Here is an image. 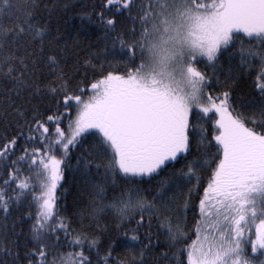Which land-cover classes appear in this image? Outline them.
<instances>
[{
	"label": "snow or ice",
	"instance_id": "obj_1",
	"mask_svg": "<svg viewBox=\"0 0 264 264\" xmlns=\"http://www.w3.org/2000/svg\"><path fill=\"white\" fill-rule=\"evenodd\" d=\"M58 10L0 0V86L28 96L0 134V264H264V0H99L87 83Z\"/></svg>",
	"mask_w": 264,
	"mask_h": 264
},
{
	"label": "trees",
	"instance_id": "obj_2",
	"mask_svg": "<svg viewBox=\"0 0 264 264\" xmlns=\"http://www.w3.org/2000/svg\"><path fill=\"white\" fill-rule=\"evenodd\" d=\"M45 2L60 5V10L53 13L54 18L51 21L53 33L55 34L56 29L59 28L60 34L67 40V55L70 58L69 63L71 64L72 61L75 60L80 61L81 74L77 75L75 80L77 82L84 81V83H87L92 79L94 73L91 68L84 66V55L88 51H98L99 48L97 46L100 48L103 47V40L101 39L103 36V32L101 31L102 26L98 25L95 15V11H99V8L95 7L94 11V6H98L99 0H45ZM65 4H67L66 10L63 7ZM224 68L225 71H227L226 64L224 65ZM68 71L71 75V69H68ZM208 71L211 72L212 69L209 68ZM85 73L87 79H85ZM220 78L222 81L224 80L223 75H221ZM83 86L84 85L81 84V87ZM234 87L236 88V94L238 97L252 91L251 81H240ZM13 88L14 86L12 84L0 86V134L11 132L12 127H9V125L13 124L15 120L13 106L8 101V98L10 97L11 101H14L17 106L20 104L28 105L27 94L17 97ZM30 103L31 105L38 106L40 110L43 111V108L48 101L33 98ZM76 154L77 153H73L72 159L68 161L70 166L64 169L63 179L60 181L56 192V195L59 198V211L65 215H71L76 210L77 203L87 198L82 177L76 170ZM177 167L179 166L177 165ZM165 171H167V169ZM153 183H155V181H153ZM189 217H191V213H189ZM15 219H17V217L14 215L10 218L9 223ZM30 223L31 221H28L23 225L25 233H27ZM17 231H20V229H17ZM100 239L103 240V236H101ZM165 243V238L160 237V246L154 249V254L158 255L159 253L168 251V248L165 247ZM169 256L170 259L166 260L164 264H171V253H169Z\"/></svg>",
	"mask_w": 264,
	"mask_h": 264
}]
</instances>
